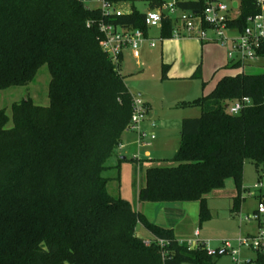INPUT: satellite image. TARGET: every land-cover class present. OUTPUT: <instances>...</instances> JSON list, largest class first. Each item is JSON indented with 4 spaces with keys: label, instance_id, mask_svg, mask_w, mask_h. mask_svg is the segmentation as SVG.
Here are the masks:
<instances>
[{
    "label": "trees",
    "instance_id": "trees-1",
    "mask_svg": "<svg viewBox=\"0 0 264 264\" xmlns=\"http://www.w3.org/2000/svg\"><path fill=\"white\" fill-rule=\"evenodd\" d=\"M147 1L154 9L163 0ZM237 2L228 26L241 31L259 7L256 0ZM201 5L178 0L182 9ZM101 23L149 33L136 8L106 16L83 0H0V90L27 85L42 65L50 75L48 105L26 98L12 104L10 116L0 109V264H217L221 254H208L203 244L188 248L172 228L107 191L103 172L122 142L133 95L99 46ZM171 33L166 18L159 35ZM257 54L264 57V46ZM192 76L200 77V68ZM242 97L251 103L229 113ZM177 105L201 113L182 118L168 163L144 168L136 199L197 202L201 223L211 217L206 196L232 178L238 211L244 162L259 176L264 163V73L224 75L206 95ZM141 170L138 163L135 173ZM137 223L150 232V244L137 235ZM254 262L264 264V256L255 254Z\"/></svg>",
    "mask_w": 264,
    "mask_h": 264
},
{
    "label": "rangeland",
    "instance_id": "rangeland-1",
    "mask_svg": "<svg viewBox=\"0 0 264 264\" xmlns=\"http://www.w3.org/2000/svg\"><path fill=\"white\" fill-rule=\"evenodd\" d=\"M120 2L124 1H118V8L128 11L129 4L120 5ZM85 5L93 8L97 6V2L91 0ZM134 6L139 12L147 10L145 0H134ZM148 32L159 35L157 27L149 28ZM181 39L185 42L178 43L175 38H158L155 40L154 48H150L148 42H144L137 59L128 51H124L120 61V72L124 74L129 92L142 101L147 100L151 103V109L145 114L144 120L151 118L156 122L157 128L145 129L147 133L152 132L155 135L149 146L135 143L138 146L136 148L127 144L128 139L124 140L123 146L118 147L106 162L108 167L103 176L108 179L106 186L110 195L129 200L134 209L140 205L141 213L146 214L155 224L159 223L163 227L174 224V229L179 234H189L193 237L197 231L199 241L205 242L211 249H216L222 246L224 240L235 244L236 239L246 229L252 228V224L240 221L239 215H245L255 207L256 197L251 194L255 191L254 183L260 182L264 187V163L259 168L261 174L259 176L251 161L244 162L242 189L239 193L242 199L238 211L232 208L236 186L232 178H227L222 188L215 189L206 196L211 217L200 223L197 202H139L135 195L140 184H144V170L140 172L142 180H136L133 158L137 156L151 166L168 163L164 160L171 157L178 147L182 117H197L201 113L198 106L180 107L177 104L183 99L192 100L201 94H207L223 74L234 75L241 71L247 74L264 73V58L240 67H230L226 47L220 43H205L195 35L184 36ZM162 47L164 48L160 52ZM171 58L175 60L169 62L168 59ZM166 67L165 76L163 69ZM197 68H200V77L192 76L195 75ZM49 79L47 66L42 65L27 85L0 90V109H4L10 116L12 104H17L25 98H29L37 105H48ZM130 134L134 136L135 141L136 135L132 132ZM133 153L136 155L132 157ZM121 156H126V159H121ZM118 163L121 164L119 168ZM166 207L178 209L167 212L162 209ZM135 230L138 236L151 238L150 232L141 223H137ZM240 258H250L253 261L255 253L242 249ZM217 264L233 262L227 254H221L217 258Z\"/></svg>",
    "mask_w": 264,
    "mask_h": 264
},
{
    "label": "built area",
    "instance_id": "built-area-1",
    "mask_svg": "<svg viewBox=\"0 0 264 264\" xmlns=\"http://www.w3.org/2000/svg\"><path fill=\"white\" fill-rule=\"evenodd\" d=\"M91 0H83L84 4ZM96 8L106 16H120L124 14L118 8V2L113 0H95ZM201 8L196 10L182 9L178 6V0H163L159 6L144 13V25L148 28L162 26V21L171 19L172 33L170 38L190 37L195 35L204 42L220 43L226 47V55L230 63H238L243 66L253 61L264 58L257 54L264 46V0H256L259 12L246 19L243 30L228 26L229 20L238 14L237 0H201ZM235 4V5H234ZM86 6V5H85ZM87 7V6H86ZM101 38L99 46L108 56L109 60L120 69V61L124 51H129L130 55L137 59L140 56L139 49L144 42H148L150 48L155 47V40L163 38L160 35L151 36L144 33L142 29L124 27L116 24H99ZM251 103L249 97H242L234 100L227 106L228 112L237 114L242 108ZM148 111L147 104L140 98L132 96V112L126 131L136 135V144L149 146L155 139L154 133H147L142 127L144 116ZM150 126L155 127L151 122ZM137 159V156H136ZM257 194L254 209L240 216V221L250 223L253 230L244 231L232 244L228 240L222 242V246L216 249L209 248L205 242L197 239L196 231L193 237L182 238L180 241L186 242L188 248L203 244L205 250L210 255L227 254L233 264H255L250 258H240L241 250L246 249L264 256V187L262 183L256 182L253 185ZM145 244H150L151 239H145ZM155 243L160 247L164 246L165 240L157 238Z\"/></svg>",
    "mask_w": 264,
    "mask_h": 264
},
{
    "label": "crops",
    "instance_id": "crops-1",
    "mask_svg": "<svg viewBox=\"0 0 264 264\" xmlns=\"http://www.w3.org/2000/svg\"><path fill=\"white\" fill-rule=\"evenodd\" d=\"M123 3H128L129 5V10L128 11H124V13H129V12H131L132 11V9L133 8H136L135 6H134V0H131V1H124V2H120L119 4L120 5H122ZM145 3H146V6H147V10L145 11V12H142V13H146L148 10H150L151 9V7H150V3L147 1V0H145ZM235 5V4H234ZM150 34V33H149ZM151 36H156V34L155 35H153V34H150ZM182 37H180V38H175L176 40H178V43L179 42H185L184 40L182 41V39H181ZM172 39V38H171ZM174 39V38H173ZM193 41H194V39H192ZM194 43V42H193ZM206 43V42H205ZM209 43H212V42H209ZM154 48V47H153ZM163 48L164 47H162V48H160V52H162V50H163ZM128 53H130L129 51H128ZM123 56V55H122ZM175 60V58H171V59H168V61L169 62H173ZM223 66H225V67H227V65H223ZM243 72V71H242ZM124 75V74H123ZM224 75H228V74H223L222 76H224ZM222 76H220L217 80H216V82L222 77ZM216 82H215V84H216ZM215 84H214V86H215ZM213 86V87H214ZM213 87H212V89H213ZM211 89V90H212ZM210 90V91H211ZM209 91V92H210ZM208 92V93H209ZM201 95H206V94H201ZM196 98V97H195ZM194 99V98H193ZM183 100H185V101H189V100H186V99H183ZM183 100H181V101H183ZM145 103L147 104V106H148V110H150L151 109V103L149 102V101H147V100H145ZM185 117H187V116H185ZM182 118H184V117H182ZM151 122H154L155 123V127L154 128H152L151 126H150V123ZM142 127H144V129H150V130H154L155 128H157V125H156V122L154 121V120H152L151 118L150 119H147V121H146V119L143 121V123H142ZM131 133V132H130ZM129 133V131H124V133H123V135H122V142L124 141V140H129V142L127 143V144H129V145H134V146H136V148L138 147L135 143H136V139H135V141H134V136H132V134H130ZM122 142H121V144L119 145V147L120 146H123V144H122ZM175 151L176 150H174L173 151V154L175 153ZM173 154H172V156H173ZM117 155H119V153H117ZM136 154H134L133 153V155H132V157L133 156H135ZM171 156V157H172ZM125 157V159H126V156H124ZM121 158V157H120ZM136 158V157H135ZM170 158V157H169ZM122 159V158H121ZM124 159V160H125ZM137 159L140 161L139 163H140V166L142 167V170L141 171H143L144 170V168L148 165V163H145V162H143L142 161V159H140L139 157H137ZM136 166L138 165V162L136 163H134ZM120 163H118L117 164V167L119 168L120 167ZM143 176V175H142ZM135 178H136V180H139V181H141L142 180V177L140 176V172L138 173V172H136L135 173ZM141 179V180H140ZM140 186H141V184H140ZM139 188V187H138ZM138 190V189H137ZM137 194V193H136ZM253 194H257V192H255V191H253ZM242 199V198H241ZM141 206L139 205V206H137L136 207V210L137 211H139V212H141V208H140ZM239 208H240V205H239ZM163 210H167V212H170V210H174V209H178V208H173V207H166V208H162ZM239 210V209H238ZM162 211V210H161ZM145 215V217L149 220V221H152V220H150L148 217H147V215L146 214H144ZM153 222V221H152ZM154 223V222H153ZM157 225H159V223H156ZM167 228H172L173 229V231H174V234L177 236V237H180V238H187V237H190V235L189 234H182V233H177V231H175V229H174V224H170V225H168L167 226ZM251 230H253V226H252V228L251 229H246L245 231H251ZM150 236H151V234H150ZM147 239V238H146Z\"/></svg>",
    "mask_w": 264,
    "mask_h": 264
},
{
    "label": "water",
    "instance_id": "water-1",
    "mask_svg": "<svg viewBox=\"0 0 264 264\" xmlns=\"http://www.w3.org/2000/svg\"><path fill=\"white\" fill-rule=\"evenodd\" d=\"M25 99H26V98H25ZM121 158H122V159H125V157H124V156H121Z\"/></svg>",
    "mask_w": 264,
    "mask_h": 264
}]
</instances>
